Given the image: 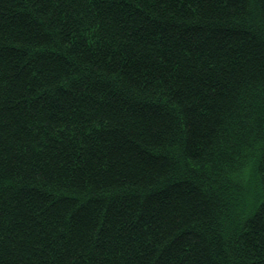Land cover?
I'll list each match as a JSON object with an SVG mask.
<instances>
[{
  "label": "trees",
  "instance_id": "obj_1",
  "mask_svg": "<svg viewBox=\"0 0 264 264\" xmlns=\"http://www.w3.org/2000/svg\"><path fill=\"white\" fill-rule=\"evenodd\" d=\"M0 264H264V0H0Z\"/></svg>",
  "mask_w": 264,
  "mask_h": 264
}]
</instances>
